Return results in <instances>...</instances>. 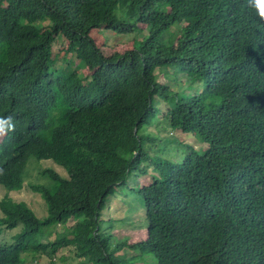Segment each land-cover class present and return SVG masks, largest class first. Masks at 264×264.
I'll list each match as a JSON object with an SVG mask.
<instances>
[{"label": "trees", "instance_id": "trees-1", "mask_svg": "<svg viewBox=\"0 0 264 264\" xmlns=\"http://www.w3.org/2000/svg\"><path fill=\"white\" fill-rule=\"evenodd\" d=\"M142 28L110 55L92 34ZM168 67L203 89L172 90L156 72ZM0 116L16 125L0 140V186L23 189L32 156L65 171L46 167L51 183L30 185L42 218L2 197V231L19 229L0 240V264H57L67 247L77 264H264V21L247 0H0ZM154 118L207 146L186 144L180 161L149 156ZM129 180L148 222L133 244L103 218Z\"/></svg>", "mask_w": 264, "mask_h": 264}, {"label": "rangeland", "instance_id": "rangeland-1", "mask_svg": "<svg viewBox=\"0 0 264 264\" xmlns=\"http://www.w3.org/2000/svg\"><path fill=\"white\" fill-rule=\"evenodd\" d=\"M177 27H174L176 29ZM147 33V30L142 28L132 34H119L110 30L99 29L92 32L95 40L102 47L103 52L106 55H110L116 51L123 52L127 49H131L134 46V41L139 40ZM64 44V40L60 37L54 42V51L57 56V64L62 65L64 63L62 54L59 51ZM83 73L89 74V71L84 69ZM157 74L163 83H168L172 90L181 93V90H185V93L191 94L195 92V89H203L204 81L192 79L187 73H180L178 68L168 67L157 69ZM144 133L154 137V140L149 139L145 142L144 146L148 152V155L155 157L156 155H162L170 158L173 161H180L183 159L184 151L187 149V145L190 144L196 148H205L206 143L203 144L201 138L193 133H183L180 130H173L169 127L165 121L154 118L152 123L144 128ZM3 137H0V140ZM187 144V145H186ZM185 147H184V146ZM145 161L143 163L146 166ZM46 167L55 169L56 171L65 174V171L60 166L56 165L50 159H37L36 157H30L28 165L25 170V187L19 191H8L4 186H0V200L6 193H8L16 201H25L36 212L39 218H42L47 214L44 200L38 194L33 192L30 185L36 182L50 184L51 180L47 177L41 176V171ZM149 171H150V167ZM27 174V176H26ZM150 177H142L139 179L140 186L149 184ZM128 187L122 186L114 196L110 197L109 204L103 209V218L105 219L104 226L111 225L112 227L108 232L113 236L114 241H126L128 244H133L141 241L147 237L148 222L145 217V208L142 198L136 187L134 180L128 181ZM136 187L134 191L131 188ZM1 213V212H0ZM68 225L74 224V220L71 219L67 223ZM66 224V225H67ZM65 226V225H64ZM0 227V240H5L11 243L14 238L11 236L18 232L19 228H16L10 232L3 230ZM64 230L63 225L57 226V231L62 232ZM2 231V232H1ZM55 235H53L54 237ZM75 249L73 247H67L61 249L56 256L57 264H77L79 259L74 254ZM122 256L128 257L134 254L132 250H123L120 252ZM64 258H68L67 261ZM49 258L43 256L37 261H27L25 264H47ZM137 264H142L138 262Z\"/></svg>", "mask_w": 264, "mask_h": 264}, {"label": "clouds", "instance_id": "clouds-1", "mask_svg": "<svg viewBox=\"0 0 264 264\" xmlns=\"http://www.w3.org/2000/svg\"><path fill=\"white\" fill-rule=\"evenodd\" d=\"M249 9L255 11V14L261 21H264V0H247ZM16 125L11 116H0V137H4L10 131H15Z\"/></svg>", "mask_w": 264, "mask_h": 264}]
</instances>
